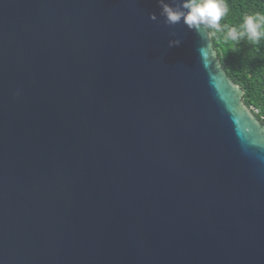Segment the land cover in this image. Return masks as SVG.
<instances>
[{
  "label": "water",
  "instance_id": "obj_1",
  "mask_svg": "<svg viewBox=\"0 0 264 264\" xmlns=\"http://www.w3.org/2000/svg\"><path fill=\"white\" fill-rule=\"evenodd\" d=\"M160 12L0 0V264H264V123Z\"/></svg>",
  "mask_w": 264,
  "mask_h": 264
},
{
  "label": "clouds",
  "instance_id": "obj_2",
  "mask_svg": "<svg viewBox=\"0 0 264 264\" xmlns=\"http://www.w3.org/2000/svg\"><path fill=\"white\" fill-rule=\"evenodd\" d=\"M159 4L165 24L172 26L183 22L189 30L196 32L207 29L212 30L213 35L223 33V42L234 51L242 40L256 46V51L264 43V13L247 14L243 17V23L235 26L221 23L230 12L228 0H180L179 3L159 0ZM150 19L157 20L156 14L152 13ZM180 43L181 40L173 39L168 42V47Z\"/></svg>",
  "mask_w": 264,
  "mask_h": 264
},
{
  "label": "trees",
  "instance_id": "obj_3",
  "mask_svg": "<svg viewBox=\"0 0 264 264\" xmlns=\"http://www.w3.org/2000/svg\"><path fill=\"white\" fill-rule=\"evenodd\" d=\"M230 12L222 24L239 26L243 17L252 13H264V0H228ZM212 33V30H210ZM212 35L213 45L230 79L244 90V102L260 108L264 114V43L259 46L242 40L236 50L223 42V33Z\"/></svg>",
  "mask_w": 264,
  "mask_h": 264
},
{
  "label": "built area",
  "instance_id": "obj_4",
  "mask_svg": "<svg viewBox=\"0 0 264 264\" xmlns=\"http://www.w3.org/2000/svg\"><path fill=\"white\" fill-rule=\"evenodd\" d=\"M250 109L258 117V119L264 123V114L261 112L260 108L251 105Z\"/></svg>",
  "mask_w": 264,
  "mask_h": 264
},
{
  "label": "rangeland",
  "instance_id": "obj_5",
  "mask_svg": "<svg viewBox=\"0 0 264 264\" xmlns=\"http://www.w3.org/2000/svg\"><path fill=\"white\" fill-rule=\"evenodd\" d=\"M250 109V108H249ZM254 114V113H253ZM255 115V114H254Z\"/></svg>",
  "mask_w": 264,
  "mask_h": 264
}]
</instances>
